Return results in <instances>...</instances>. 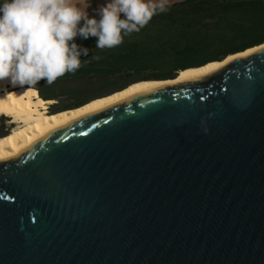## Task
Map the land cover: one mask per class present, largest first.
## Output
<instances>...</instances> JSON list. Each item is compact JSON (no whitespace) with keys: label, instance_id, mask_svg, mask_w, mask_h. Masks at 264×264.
<instances>
[{"label":"water","instance_id":"1","mask_svg":"<svg viewBox=\"0 0 264 264\" xmlns=\"http://www.w3.org/2000/svg\"><path fill=\"white\" fill-rule=\"evenodd\" d=\"M0 264H264V48L0 161Z\"/></svg>","mask_w":264,"mask_h":264},{"label":"trees","instance_id":"2","mask_svg":"<svg viewBox=\"0 0 264 264\" xmlns=\"http://www.w3.org/2000/svg\"><path fill=\"white\" fill-rule=\"evenodd\" d=\"M169 5L115 48L96 49V37L77 35L74 42L89 49L87 56L81 53L82 66L51 85L41 79L34 86L42 99L55 100L48 112L79 107L137 81L173 78L184 69L264 43V0H182Z\"/></svg>","mask_w":264,"mask_h":264},{"label":"clouds","instance_id":"3","mask_svg":"<svg viewBox=\"0 0 264 264\" xmlns=\"http://www.w3.org/2000/svg\"><path fill=\"white\" fill-rule=\"evenodd\" d=\"M169 7V0H108L97 9V19L90 18L73 0H3L0 80L9 79L14 86L27 84V90L41 79L51 85L82 66L81 53L87 56L89 49L74 42L77 35L96 37V49L115 48L124 36L139 32L155 14ZM92 58L100 59L97 55Z\"/></svg>","mask_w":264,"mask_h":264},{"label":"bare ground","instance_id":"4","mask_svg":"<svg viewBox=\"0 0 264 264\" xmlns=\"http://www.w3.org/2000/svg\"><path fill=\"white\" fill-rule=\"evenodd\" d=\"M262 48L264 44L231 54L222 61H212L201 67L182 70L173 80L139 81L110 95L93 99L80 107L54 114L48 112V102L52 100L42 99L35 88L27 90L29 87L27 84L14 86L9 79L0 80V114L11 116L16 123L22 124L20 127H15L9 134L0 137V161L19 156L41 138L85 115L129 100L153 88L208 76L234 59L250 56ZM11 92L15 94L6 97L7 93Z\"/></svg>","mask_w":264,"mask_h":264},{"label":"rangeland","instance_id":"5","mask_svg":"<svg viewBox=\"0 0 264 264\" xmlns=\"http://www.w3.org/2000/svg\"><path fill=\"white\" fill-rule=\"evenodd\" d=\"M178 1H182V0H169V3H174ZM107 2L108 0H73V4H75L78 8H81L82 11L87 10L89 17L98 16L97 9L101 5L106 4ZM53 103H55V100L48 102L49 107H50V104H53ZM2 115L4 116L5 114H2Z\"/></svg>","mask_w":264,"mask_h":264},{"label":"flooded vegetation","instance_id":"6","mask_svg":"<svg viewBox=\"0 0 264 264\" xmlns=\"http://www.w3.org/2000/svg\"><path fill=\"white\" fill-rule=\"evenodd\" d=\"M0 126V137H2L9 134L14 129V127H20L22 124L16 123L14 119L11 118V116L6 114L3 116L0 114Z\"/></svg>","mask_w":264,"mask_h":264}]
</instances>
